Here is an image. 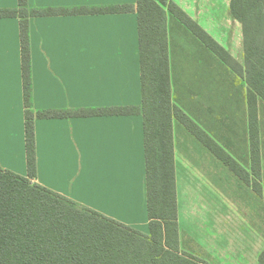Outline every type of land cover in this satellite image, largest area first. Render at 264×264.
<instances>
[{"label": "crops", "instance_id": "obj_1", "mask_svg": "<svg viewBox=\"0 0 264 264\" xmlns=\"http://www.w3.org/2000/svg\"><path fill=\"white\" fill-rule=\"evenodd\" d=\"M27 1L30 8L137 3ZM173 1L242 64V26L230 15L232 0ZM18 7L19 0H0V9ZM30 48L36 110L142 105L137 13L31 18ZM34 128V183L149 233L142 115L36 119ZM174 154L182 250L209 264H259L264 245L260 248L257 211L254 218L252 210V216L248 212L246 218L238 216L235 205L228 207L225 189L204 182V166L198 180L193 178L195 169L192 176L180 178L181 167L191 171V165L188 160L183 163L177 145ZM0 165L28 176L17 18L0 19ZM213 194L221 202L213 200Z\"/></svg>", "mask_w": 264, "mask_h": 264}, {"label": "trees", "instance_id": "obj_2", "mask_svg": "<svg viewBox=\"0 0 264 264\" xmlns=\"http://www.w3.org/2000/svg\"><path fill=\"white\" fill-rule=\"evenodd\" d=\"M230 15L242 25L245 63L241 65L173 0H137L136 5L28 7L0 9V19L20 21L25 134L28 176L0 165V264H209L181 248L174 157V121L195 136L232 171V157L176 105L172 99V46L168 16L181 34L187 33L224 65L244 78L250 137L260 150L259 102L264 103V0H232ZM135 12L138 15L142 105L105 108L36 110L33 104L30 19L45 16L101 15ZM179 29V28H178ZM180 34V35H181ZM182 37V35L180 36ZM175 65V61H174ZM142 115L146 147V195L149 233L111 219L98 211L34 183L37 176L36 119H70ZM256 148V149H255ZM246 175V172L243 171ZM260 178V170L257 172ZM253 170V177H256ZM250 175L242 176L250 184ZM259 182V181H258ZM254 191L264 198L262 188ZM264 264V250L259 256Z\"/></svg>", "mask_w": 264, "mask_h": 264}, {"label": "rangeland", "instance_id": "obj_3", "mask_svg": "<svg viewBox=\"0 0 264 264\" xmlns=\"http://www.w3.org/2000/svg\"><path fill=\"white\" fill-rule=\"evenodd\" d=\"M167 19L169 30L172 31L170 40L182 44L181 50L172 46L171 52L174 103L188 115L198 130L203 131L220 147V152L232 157L237 168L246 172L245 175L241 170L232 171V167L224 164L218 155L197 139L193 131L195 128L188 129L175 120L174 151L177 145L183 163L188 160L191 165V171L186 166L181 167L180 178L185 180L187 174L192 176L195 169L193 178L198 180L197 175L204 166L203 173L207 175L203 174L204 182L210 183L211 187L215 184L225 189L226 195L222 194L227 198L228 207L235 205L238 216L246 218L248 212L254 218L257 211L261 248L264 245V198L254 191V187H261L264 193V103L260 101L258 106L260 150L257 151L250 137L248 86L245 79L235 74L191 35L181 34L182 29L175 26L169 16ZM241 38L243 43V30ZM235 48L238 54L239 48ZM244 63L245 56L241 65L244 66ZM253 170L255 173L260 170V178L258 173L253 177ZM247 174L250 175V184L242 179ZM237 196L240 198L238 202L235 200ZM212 198L221 202L217 194H213ZM249 210H252V214Z\"/></svg>", "mask_w": 264, "mask_h": 264}]
</instances>
